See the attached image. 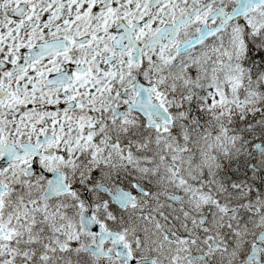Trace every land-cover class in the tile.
<instances>
[{
	"label": "snow or ice",
	"instance_id": "snow-or-ice-1",
	"mask_svg": "<svg viewBox=\"0 0 264 264\" xmlns=\"http://www.w3.org/2000/svg\"><path fill=\"white\" fill-rule=\"evenodd\" d=\"M0 264H264V0H0Z\"/></svg>",
	"mask_w": 264,
	"mask_h": 264
}]
</instances>
